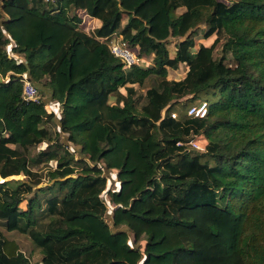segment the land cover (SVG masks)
<instances>
[{
	"label": "trees",
	"instance_id": "obj_1",
	"mask_svg": "<svg viewBox=\"0 0 264 264\" xmlns=\"http://www.w3.org/2000/svg\"><path fill=\"white\" fill-rule=\"evenodd\" d=\"M0 228L37 264H264V0H0ZM0 264H32L1 230Z\"/></svg>",
	"mask_w": 264,
	"mask_h": 264
},
{
	"label": "built area",
	"instance_id": "obj_2",
	"mask_svg": "<svg viewBox=\"0 0 264 264\" xmlns=\"http://www.w3.org/2000/svg\"><path fill=\"white\" fill-rule=\"evenodd\" d=\"M46 3H56L59 0H44ZM109 47L112 54L120 59L125 68H130L136 65H148L146 60L140 58L137 53L132 51L128 46H126L122 39L117 35H114V38L109 41ZM23 82V98L26 101L38 102L40 101L39 90L36 85L30 80L28 74L21 75ZM208 103L203 102L199 105H195L190 107L188 110V115L195 118L204 119L208 115ZM173 118H177L176 114L172 115ZM179 145H183V143H179ZM189 148L199 152H206V147L200 145L198 140H193L188 143Z\"/></svg>",
	"mask_w": 264,
	"mask_h": 264
},
{
	"label": "rangeland",
	"instance_id": "obj_3",
	"mask_svg": "<svg viewBox=\"0 0 264 264\" xmlns=\"http://www.w3.org/2000/svg\"><path fill=\"white\" fill-rule=\"evenodd\" d=\"M223 1H225L226 3H230V2L235 1V0H223ZM201 38H202V34L199 35V37L197 38L198 47L201 44V42H202V44L207 45V46L212 45V43L216 39V36H213L209 40H204V39H201ZM169 49H170L171 52H173L174 46L173 45L169 46ZM220 53H221V47L219 46L217 48V50H216V54H215L216 58H219L220 57ZM145 60H146V63L148 65H150L152 58H148V59L146 58ZM170 73H171V76L169 75V77H168L169 80L179 81V80H181V79H183L185 77V75L187 73V68H186V66L181 65L180 68H179V70H177V71L172 70V71H170ZM150 86H152V81L151 80L147 83V85L143 89H140L139 86H134V87H136L137 89H140L141 91L143 90L142 93H144ZM38 87H39L40 90L43 89V87L41 85H38ZM121 92L124 93V94H126V90L125 89H122ZM44 99L47 100V97H45ZM113 101H114V98L112 97L111 98V102H113ZM176 114L178 115V113H176ZM52 129H53V131H56L57 130L56 127H52ZM197 140L199 141L200 145L206 147L207 141L204 138L198 137ZM37 152H38V149L37 148L31 149V155H35V154H37ZM53 165L55 166V164H53ZM37 169L38 168H36V170ZM107 176H108V174H107ZM14 179L21 180V179H24V177L23 176L14 177ZM113 186H114L113 188L116 189L117 186L115 185V181L113 182ZM111 218H112V215L109 212V214L107 216V219L108 220H112ZM0 230L4 233V235L6 237H8L11 240L16 241L20 245V248L31 259V262L32 263H35V262L39 261V258L42 257V255L40 253V250H38L31 243V241L29 240L28 237L23 236V235L19 234L18 232H6L3 228H0ZM144 245H145V242L142 243V246L143 247H144Z\"/></svg>",
	"mask_w": 264,
	"mask_h": 264
},
{
	"label": "crops",
	"instance_id": "obj_4",
	"mask_svg": "<svg viewBox=\"0 0 264 264\" xmlns=\"http://www.w3.org/2000/svg\"><path fill=\"white\" fill-rule=\"evenodd\" d=\"M87 21H88V24H89V27L88 28H91V31L92 32H94L96 29H98V28H100L101 27V21H99V20H97V19H93V18H88L87 19ZM115 35V34H114ZM117 35V34H116ZM118 36V35H117ZM114 37V36H113ZM100 41H104V39H100ZM205 46H207V45H205ZM211 46V45H210ZM152 58V57H151ZM151 65V64H150ZM187 71H188V69H187ZM169 75L171 76V73H170V71H169ZM186 76V75H185ZM10 179H14V177H12V178H10ZM22 250V249H21ZM22 252H23V250H22ZM31 260V259H30ZM41 260H42V257L41 258H39V261H37V262H35V263H32V264H37V263H40L41 262Z\"/></svg>",
	"mask_w": 264,
	"mask_h": 264
}]
</instances>
